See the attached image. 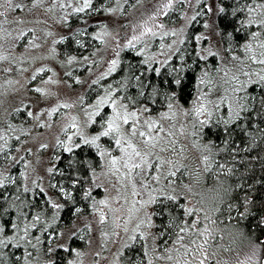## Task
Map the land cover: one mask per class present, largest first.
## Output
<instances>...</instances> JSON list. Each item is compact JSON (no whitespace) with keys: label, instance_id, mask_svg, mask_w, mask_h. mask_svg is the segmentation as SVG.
Masks as SVG:
<instances>
[{"label":"snow or ice","instance_id":"6c2138e0","mask_svg":"<svg viewBox=\"0 0 264 264\" xmlns=\"http://www.w3.org/2000/svg\"><path fill=\"white\" fill-rule=\"evenodd\" d=\"M39 2L40 0H32L33 5ZM8 7L21 9L24 5L8 4ZM142 7L147 10L140 11ZM49 8H59V19L66 25L73 16L78 19L76 27H69L65 35H57L52 40L49 51L46 53L67 69L68 80L63 83L72 85L73 82H79L83 85L91 81L98 87L95 91L81 88L78 93H73L74 99L69 102L48 86L62 83L61 80L54 79L56 71L49 64L44 63L35 67L32 76L28 78L33 81L32 87L35 88L37 95V107L25 108L27 117H33L38 125L45 127H52L54 123L58 124L59 133L55 136L54 143L38 142L35 158L39 161L43 156H47L48 166L45 169L48 174L47 183L42 177L30 179L33 165L27 158L21 161V170L16 181L13 180L9 171H0V186L8 188L9 192L13 185L17 189V192L12 193V199H5L8 193L0 188V217H8L0 222V246L9 242L14 245L23 244L24 264H34L27 248L31 245L34 251L42 254L41 240L44 239L49 241V244L46 246V253L43 254L55 256L57 249H67L69 254L75 252L76 255L64 261L63 264H80L79 257H82L84 253L79 248H73L67 242V237L74 239L82 229L97 231L91 221H81L82 213L87 212L88 209L91 210L92 220L99 225L101 237L117 236L116 231L103 230L106 224L111 222L113 229L123 227L127 233L125 243L135 240L137 233L141 237H147L149 232L146 229L142 231L141 226H152L154 215L163 216L167 213L164 226L167 229L170 225L172 229H175L176 239L173 244L179 248L166 247L165 252L177 251V255L183 259L182 261L174 259L171 255L163 258L173 260V264H210L213 254L208 250V241L215 230L216 221L213 217L217 214L222 216L225 204H227L228 212L236 211L237 219H243L253 208L264 213V167L261 168L260 180H256L253 168L244 166L241 170L237 167L238 162L243 159L242 152L249 148L256 150L253 146L257 143V138L252 130L250 117H259V123L264 124V107H261L259 111L255 109L245 111L246 108L251 107L246 103L247 96L237 95L242 92L245 85L252 82L251 77L241 80L237 73L230 75L228 80L222 78V76H229V72L225 71L228 67L225 63L228 55L233 60L241 61V68L245 67L243 60H259L264 64V40L260 39L264 36V0L254 3H248L247 0H208L207 3L204 0H154V3L148 5L144 4V0H136L135 4H130L129 0H59L58 3L49 5ZM69 11L72 16L68 14ZM213 11L223 14L221 18L226 21V27L235 25L233 32H228L221 31L219 26L215 25L214 18H211V22L209 19L203 21L205 31L215 29L220 33L222 40L229 41L227 48L222 45L218 48L213 43L203 45L201 42L205 39V33L197 31L192 35L188 27L196 23L199 17ZM243 12H246V15L242 14ZM130 13L139 16V19L129 20ZM90 14L92 17L108 15L101 16L100 19L93 18L91 22L94 30L89 32L87 27ZM229 15L232 17L231 20L227 19ZM237 16L240 17L239 21H236ZM112 17L123 20L122 24L117 25L115 31L110 27L115 23ZM251 24L259 26V30L245 32L250 39H245L243 43L232 41L236 27L243 31L244 25ZM26 31L28 30L25 28L16 35L23 36ZM45 31L52 35L49 30ZM189 36H192L194 41L191 47L187 44ZM57 40L68 42V46L63 51V59L58 55ZM34 41L35 38L25 47H38ZM253 41L259 46L258 55L253 48ZM72 44L80 46L77 52H69L68 48ZM97 44L99 46H96ZM234 47L242 48L248 55L243 58L237 56ZM125 50L138 52L143 59L138 62L131 59L125 63L123 61ZM189 51L193 55L192 63H189L186 58V53ZM102 52L103 55H101ZM9 58L7 53L0 54V60ZM217 59L219 62L214 65L208 63L209 60ZM201 63L204 67L199 68L198 75H194L195 68ZM12 66L19 67L15 59L11 60L10 66L2 68V71L11 72L14 70ZM86 66L88 69L86 76L73 75V69H82ZM165 66L168 69L167 72L163 71ZM118 68L124 72V75L118 73ZM46 69L50 74L37 84V74L45 73ZM149 71L159 75L149 77L146 75ZM113 73H116L119 78L112 79ZM105 77L109 78L111 83L102 82ZM217 77L221 78L217 80ZM259 79L264 82V75H260ZM217 83L224 86L223 93L210 99L209 97L217 88ZM205 86L208 88L207 92L203 90ZM133 88L134 91H132ZM53 96L57 97L55 103L49 99ZM26 103H28L27 100L23 101L20 107L24 108ZM261 103L264 105V99ZM225 104L228 106L227 116L221 113V107ZM61 105L69 111L64 112L58 120L40 118L41 113H47L48 117H52ZM178 118L183 121L179 126L180 132L183 133L190 128L197 146L208 153L201 156L205 169L215 165L221 172L227 171L230 175H238L241 181L250 179L253 181L252 184L245 183L249 191L243 193L237 191L241 188V184L235 181L228 188H224L226 181H220L218 185L220 191L213 197L210 204L196 207L188 202L180 203L181 199L191 201V196L188 191H185V189L190 191V188L188 185H178L173 179L165 182L167 177L177 176L174 169L179 162H174L171 157L166 159L160 154L172 149L175 140L171 138L176 133L170 129H174ZM214 119L217 125L222 122L225 126L224 132L221 133L223 138L220 147H217L212 140L205 143L201 139L207 134L204 125L212 123ZM169 120L172 123H168L165 127V122ZM241 120L246 122L241 123ZM229 126L232 127L229 128ZM12 129L11 124L7 130L0 129V153L5 154L4 159L9 163H14L16 158V153L10 151V147L15 146L19 153L23 143L9 141L10 133L14 134ZM22 130L27 131V129ZM60 133H63V137ZM259 139L264 144V132H261ZM233 145H242V147H233ZM229 148L231 151L228 152L227 159L223 162L219 161L216 154H221ZM22 151L32 153L33 149L25 147ZM58 151L69 154L71 158L58 155ZM260 151L264 153V147H261ZM62 159L65 160L69 172L64 174V179L58 180L55 174L63 173L64 170L52 161ZM245 165H247L246 161ZM245 173L252 174L245 178ZM100 177L114 179L120 186L131 184L134 199L133 206L129 208L127 215L122 217L111 215L115 211L111 201L119 200L121 196L119 192L115 197L99 195L98 185L103 187ZM134 177L139 178V185ZM20 180L24 183L21 184ZM29 184L32 185L31 188ZM150 184H155L156 187L152 188ZM138 187L146 192L147 196L144 197L141 194L139 207H136L135 197ZM20 188L24 191L20 192ZM94 190L96 195H93ZM29 192L42 197L44 206L41 207L37 203L35 208H38V211L25 213V206L33 204V201L27 198ZM77 194L82 199H77ZM21 196L24 198L21 199ZM257 196H259V203H257ZM59 198H63L64 202H58ZM89 199L90 203L87 202ZM200 204L205 205V201L201 200ZM67 205H71L67 208L68 218L80 224V227L75 230L70 224H64L61 217L60 210L66 209ZM148 206H153V209L159 208L160 211L155 212ZM177 208L182 210V214L173 211ZM9 209L15 210L14 217ZM141 212L143 215H139ZM193 213H195L194 217ZM133 215H136L137 219L129 232L128 222ZM28 216L32 217L31 220L27 218ZM228 219L231 220L232 216L229 215ZM258 222L264 225V215L260 216ZM36 229L44 235L33 236L32 231ZM157 234L162 238L168 233L164 231ZM185 239L188 243L182 244L181 242ZM33 240L35 243H32ZM53 241L60 242L53 243ZM16 251L19 252L20 249L17 248ZM145 253L148 254L147 246H145ZM3 255L4 253L0 252V256ZM151 255L160 256V253L153 250ZM252 256L257 257L259 264H264V259H260L264 257V245H261L259 249L254 248ZM42 264H53V261L45 259ZM112 264H118V262L113 261Z\"/></svg>","mask_w":264,"mask_h":264},{"label":"rangeland","instance_id":"374dc122","mask_svg":"<svg viewBox=\"0 0 264 264\" xmlns=\"http://www.w3.org/2000/svg\"><path fill=\"white\" fill-rule=\"evenodd\" d=\"M58 2L59 0H40L39 3L33 5L32 0H0V54L7 53L10 57L8 60H0V129L7 130L10 124L13 125L12 132L14 134L10 133L8 137L9 141L23 142L21 143V151L19 153L17 152L15 146H11L9 149L13 153H16L14 163H9L4 159L5 154L0 153V171H9L12 175L13 180L18 177V174L21 170L22 159L27 158L32 162L33 165V170L30 172V179L42 177L44 182L47 183L48 174L45 171L48 166L47 156H43L39 161H37L35 158L38 149V142L54 143L55 136L57 135V133H59L58 124L54 123L52 127L38 125L35 122L34 118L27 117V113L25 112V108L37 107V95L35 93V88L32 87L33 81L32 79H28L32 76V72L34 71L35 67H39L40 65L47 63L50 65V67L55 69L56 75L54 76V79L61 80L62 83L60 85L50 84L48 86L60 93L61 98L66 99L69 102L74 99L73 93H78L81 88L88 89L89 91H95L98 87V85L92 84L91 81L86 82L83 85H81L79 82H73L72 85L63 83L68 80V77L66 75L67 69L63 68L57 62V60L46 55V53L49 51L52 40L55 39L57 35H65L69 27L74 28L78 23V19L75 16L72 17L74 18V22L70 24L68 22V24L66 25L60 21V9L49 8V5ZM204 2L207 3L208 0H204ZM129 3L135 4L136 0H129ZM150 3H154V0H144L145 5H148ZM8 4H23L24 8H9ZM146 10L147 9L144 7L140 9V11L142 12ZM197 11H199V9H197ZM205 11L207 12V10ZM68 14L72 16L70 11L68 12ZM104 15L108 14H101L100 16L96 17H92L90 14L87 31L90 32L94 30L93 24L91 22L93 18L100 19L101 16ZM216 15L217 13H215V11H213L212 13H207L205 16L199 17L196 23L190 24L188 27L191 30L192 35H194L197 31L205 33V39L201 42L203 45L206 46L210 43H213L218 48L221 47V45L224 48H227L229 41L226 39L222 40L219 32H216L215 29H211L208 31H205L204 29L203 21L205 19H209L211 22V18L216 19ZM112 19L115 21V23L111 24L110 27L113 31H115L117 29V25L122 24L123 20L116 17H112ZM128 19L134 21L135 19H139V16L130 13ZM104 22L108 23L107 20H104ZM89 26L92 27L91 30L89 29ZM175 26L178 27V25ZM25 28L28 31L24 32L23 36L18 37L16 33L19 31H23ZM46 29L49 30L52 35L47 34L45 31ZM121 35H123V30H121ZM33 38H35L34 42L36 45H38V47L26 48L25 45L33 42ZM247 39H250V36H248ZM260 39L264 40L262 36L260 37ZM157 40H159V38H157ZM61 42L63 41L57 40L56 46L58 48L59 57L63 59V52L59 49V43ZM243 42L244 41L240 43ZM187 44L188 46H192L194 44L192 36L188 37ZM13 45L15 46L13 47ZM72 45L78 46L75 44ZM96 46L99 45L97 44ZM253 48L258 55L259 46L256 45L254 41ZM234 50L236 52H244L242 48L234 47ZM69 52L77 51L73 50ZM101 55H103V52L101 53ZM138 55L140 56L139 53ZM225 55L228 54L225 53ZM246 55L248 54L246 53ZM237 56L243 58L245 54L237 53ZM33 57L35 59H33ZM13 59L17 61L19 67L12 66L14 69L13 71L7 73L3 72L2 68L10 66L11 60ZM142 59L143 57L140 56V60ZM218 62V59L213 63L208 61V63L212 65ZM244 62L245 60H243V64L245 65V67L241 68V61L233 60V58L228 55V59L225 61L228 67L225 71L229 72V76H222L221 74L222 78L224 80H228L230 78V75L239 73V78L241 80H246L251 77V80L253 82L256 81L260 75H263L264 64L260 63L259 60H247V62ZM201 67H204L202 63L199 64V68ZM199 68L197 75L199 74ZM87 71V66L82 69H73V75H81L83 77L87 75ZM47 74H50L48 73L47 69L45 70V73L37 74L36 83L39 84L41 80H44ZM220 78L221 77H217L216 79L219 80ZM6 81L9 82L6 83ZM102 82L111 83V80L105 77L103 78ZM223 87V85L217 83L216 90H214L213 95L209 98L214 99L215 97L220 96L223 93ZM203 90L207 92V86H205ZM237 95L241 96V92ZM49 99L52 103H55L57 97L53 96ZM25 100H27L28 103L25 104L24 108H21L20 104ZM41 106L46 107L51 105ZM67 111H69V109H66L61 105L58 108L57 113H54L52 117H48L47 113H41L40 118L48 120H58L60 116H62V114ZM182 122L183 121L178 118L175 122L174 129H170L176 133V135L171 138L175 140L172 149H169L167 152H160V154L164 155L166 159L171 157L174 162H179L178 166L174 169V171L177 172V176H180V172H183L184 170L183 167L180 166H186V176H189V178L188 180L184 181L182 185L189 186L190 191L188 189H185V191H188V194L191 196L193 193H195L194 182L196 179H198V177H200L193 165L194 163H196L199 164V166L202 168V171L205 169V163L201 159V156L205 155V151L197 146V142L195 143L196 140L192 141V132L190 128L183 133L180 132L179 126ZM168 123H172V121L169 120L165 122L164 126L167 127ZM22 129H27V131H24ZM60 135L61 137H63V133H60ZM25 147L32 148L33 152H23L22 150ZM59 152L60 151L57 152L58 155ZM52 163L54 164V160L52 161ZM152 171H155V169H152ZM175 177L169 176L166 178L165 182H167L168 179L175 180ZM134 180L136 181L137 185L140 184L139 178L134 177ZM37 182L39 183V181ZM100 182L103 183V187H99L98 185V189L100 190L99 195H109L110 197H115L117 192L120 193L121 199H113L111 201L112 207L115 209V211L112 212L111 215H115L118 217L127 215L129 208L133 206L134 199L132 196L131 184L120 186L116 184V181L114 179H109L108 177H100ZM20 183L23 184L24 181L20 180ZM28 186L30 188L32 187L31 184H29ZM149 186L152 188L156 187L155 184H150ZM19 191L23 192L24 189L20 188ZM15 192H17L16 187L12 189L10 197L8 199H12V193ZM141 194L144 197L147 196V193L143 192V190L138 187L137 196L135 197L136 207H139ZM53 195H55V193ZM93 195L95 194L93 193ZM23 198L24 197L21 196V199ZM27 198L32 200L33 204L25 206L24 211H38L39 209L35 208V204L37 203H39L41 207L44 206L42 203L43 198L38 199L31 192L28 193ZM62 200L64 201L63 198H59L58 202H63ZM88 202L90 203V199L88 200ZM148 207L149 209H151L152 206ZM60 211H62V209ZM90 212L91 210L88 209L87 212L82 213L81 221H91L97 231H84L82 229L81 232L75 236L76 240L83 242L82 245L73 246V248H79L84 253L82 257H79L80 264H112L113 261L118 262V264H122L121 255L124 248L127 246H139L141 248V251L143 252L142 258H136L135 256L133 257L134 261H136L134 262V264H149L150 261L151 264H173V260H167L163 258L166 255H171L174 259H181L182 261L183 258L177 255V251H173L172 253L165 252L166 247H173L174 249L179 248V246L173 244V241L176 239V235L175 229H172L170 225L167 226V229L164 226L165 223L159 225L156 223V221H154V224L152 226L143 225L141 226V230L144 231L146 229L149 232V235L147 237H141L137 233L135 234V240H132L129 243H125L124 241L127 237V233H125L122 226L119 229H113L111 222L106 224L103 230L116 231L117 236H109L108 238L101 237L99 225H96L95 221L92 220ZM48 214L50 215V212ZM139 215H143V212H141ZM136 219L137 216L133 215L132 219L128 222L129 232L135 225ZM69 224L73 227V230L80 227V224L76 223L74 219H71ZM164 231H167L168 234L164 235L161 238L157 233ZM69 238L70 237H67V242L69 241ZM46 242L49 243V241L47 240ZM59 242L60 241H53V243ZM181 243H188V240L185 239ZM227 243L229 247L226 246L227 244L223 240L215 241L211 238L208 241V250L213 254V259L211 260L210 264H217V262H219V264H259L257 257L252 256V250L248 249V246V248H244V243L241 239H238L234 236L228 238ZM145 246H147L148 254L145 253ZM259 248L260 246L255 247V249ZM153 250L158 251L160 253V256H152L151 252ZM97 253L99 254L97 255ZM75 255V252L71 253L68 256V259H71ZM36 258L38 259L37 251H35L34 254V259ZM260 259H264V257H260ZM34 264H36V262H34Z\"/></svg>","mask_w":264,"mask_h":264},{"label":"trees","instance_id":"16d2710c","mask_svg":"<svg viewBox=\"0 0 264 264\" xmlns=\"http://www.w3.org/2000/svg\"><path fill=\"white\" fill-rule=\"evenodd\" d=\"M247 2L254 3V2H259V0H247ZM242 14L246 15V12H243ZM222 16L223 14L217 13L216 19H215L216 25L219 26V29L221 31L226 30L228 32H233V27H235V25H227L226 27V21L221 18ZM227 19L231 20L232 19L231 15H229ZM239 19L240 17L237 16L236 21H239ZM72 22H74V18H72V20L69 21V24ZM89 29L91 30L92 27L89 26ZM258 30H259V26L255 24L244 25L243 31L239 27H236L235 32L233 33V36H232L233 42L234 41L242 42L244 41V39H247L248 37L245 35V32L250 33V32H254ZM262 37L264 38V36ZM67 46H68L67 41H63L59 43L60 51L63 52L64 48ZM79 47L80 46L71 45V47H69L68 50L78 51ZM236 53H241V54L246 55V53L244 52L237 51ZM140 56L138 55V52H132V51L126 50L125 54L123 55V61L127 63L131 59H135L138 62L140 60ZM186 58L188 59L189 63H192L193 55L191 51L186 53ZM209 61L212 63L214 62L212 60H209ZM245 62H247V60H245ZM198 68L199 66L195 68L194 75H197ZM117 71L120 75H124V72L120 68H118ZM163 71L164 72L168 71L166 66L164 67ZM146 75H148L149 77H154V76H158L159 74L149 71L146 73ZM263 75H264V67H263ZM111 77L112 79L119 78L116 73L111 74ZM132 91H134V88L132 89ZM241 96H247L246 103L248 105H251V107L246 108L245 111H252L253 109H255L256 111H259L261 107H264V105H262L261 103L262 99H264V82H262L259 78H257L256 81L248 83L247 85H245L243 91L241 92ZM189 99H191V97H189ZM227 110H228L227 104L221 107V113L225 116H227ZM250 118L252 119V130L255 134V137L257 138V143L253 146L256 150L253 151L252 148H249L245 150L244 152H242L241 156L243 157V159H241L238 162L237 167L240 168L241 170L244 166L253 168L255 170L256 180H260L261 168L264 167V153H261L260 149L261 147H264V144L261 143L259 137H260L261 132H264V124L259 123V117H250ZM216 119H218V117ZM245 122L246 121L241 120V123H245ZM231 127L232 126H229V128ZM204 128L207 134L201 138L203 142L206 143L208 140H212L213 143L217 147H220V142H221V139L223 138L221 133L224 132V128H225L224 124L221 122L220 124L217 125L216 120L214 119L212 123L204 125ZM245 131H247V129ZM193 140H195V137L192 135V141ZM233 147H242V145H233ZM82 150L83 149H81V151ZM230 151H231V148L227 149L221 154H216L217 159L223 162L224 160L227 159V154ZM207 154L208 153L205 152V155ZM59 155H62V157L64 158H68V159L71 158L69 154L62 153V151L59 152ZM245 161L247 162V165H245ZM54 164L58 165L64 170L63 173H56L55 178L58 180L64 179V174L69 172L65 160L63 159L54 160ZM193 166L195 170L197 171V173L200 175V177H198V179H196L194 182L195 193L191 195V198H192L191 201H187L186 199H181L180 200L181 204L188 202L190 204H193L196 207L206 206L210 204L213 197L220 191V187L218 186L220 181H226V183H224L223 185L224 188H228V186L233 181L241 184V188L237 190L241 193L249 191L248 188L245 186V183L252 184L253 182L250 179L241 181L238 175H230L227 171L221 172L217 169L215 165L212 168H207V170L204 169L203 171H202V168L199 166V164L194 163ZM180 167H183L184 170L183 172H180L181 177L176 176L175 180L177 181L179 185H182L184 181L188 180L189 176H186V166H180ZM177 171H178V168H177ZM251 174L252 173H245L244 174L245 178ZM16 179L17 178H15L14 181H16ZM14 187L15 186L13 185L11 188V191ZM257 187H259V185H257ZM0 188H3L4 192L8 193V195L5 197V199H8L10 197L11 192L8 191V188H4V186H0ZM99 191L100 190L98 189V192ZM93 193L95 195L97 194L95 190ZM36 198L40 199L42 197L36 196ZM77 199H82V197H80L79 194H77ZM160 199L163 200V198H160ZM201 200L205 201V205L200 204ZM164 203H167V202L164 201ZM257 203H259V196H257ZM68 207H71V205H67L66 209H62L61 211V217L63 218L64 224H69L71 220L68 218L69 217V213L67 212ZM151 209H153V206L151 207ZM224 209L225 210L223 211L222 216L217 214L216 216L213 217V219L216 222L214 224L215 230L212 236V240H215V241L223 240L226 242L227 244L226 246L229 247L227 243V239L235 236L238 239H241L243 241L244 248L249 247L248 249H251V250H253L257 246L261 247V245H264V225H261L258 222L260 216L264 215V213H261L257 211L256 208H253L249 211L248 215H246L243 219H237L236 211H232L230 213L226 210L227 204L224 205ZM153 210L155 212L160 211L159 208H154ZM173 211L181 212L182 214V210L179 208L173 209ZM240 211H243V209H240ZM9 212L11 213L13 217L16 215L15 210H9ZM28 212H32V211L31 210L25 211V213H28ZM192 215L194 217L195 213H193ZM229 215L232 216L231 220L228 219ZM27 218L31 220L32 217L28 216ZM6 219H8V217H0V222H3ZM153 219L154 221H156L157 224L161 225L162 223H165V221L167 220V213H165L163 216L154 215ZM37 233L41 236L44 235V233L39 232V229L32 231L33 236ZM32 243H34V241H32ZM68 243L71 244V246L73 247L74 245L76 246L82 245L83 242H80L76 240L75 238L73 239L70 237ZM48 244L49 243H47L46 240L44 239L41 240V250L40 251L42 254H38V259L37 258L34 259L35 251L32 249L31 245H29L27 248V251L30 253V259L33 262H36V264H42L43 260L45 259L52 260L53 264H63V262L66 261L68 259V256L70 255L68 250L67 249H57V255L55 256L45 255L43 253H46V246ZM17 248L20 249L19 252L16 251ZM24 251H25V248L23 244L14 245L11 242H9L6 245L0 246V252L4 253L3 256H0V264H24V260H23ZM134 256L136 258L143 257V252L141 251V248L139 246L138 247H133V246L125 247L121 255V263L122 264H134V262H136L134 261V258H133Z\"/></svg>","mask_w":264,"mask_h":264}]
</instances>
